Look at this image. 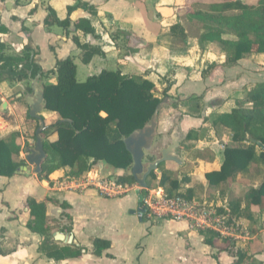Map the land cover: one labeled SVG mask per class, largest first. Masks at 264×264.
Masks as SVG:
<instances>
[{"label":"trees","instance_id":"obj_1","mask_svg":"<svg viewBox=\"0 0 264 264\" xmlns=\"http://www.w3.org/2000/svg\"><path fill=\"white\" fill-rule=\"evenodd\" d=\"M184 1L191 7L190 19L199 21L205 31L202 39L217 44L227 64L235 65L247 55H264V0ZM202 6H207V10L199 8ZM78 8L92 14L97 13L94 6L79 0L77 5L68 8L69 15ZM53 26L65 30L74 26L77 31L86 35L96 34L90 21L83 19L73 23L70 18L62 21L50 8L45 27L50 29ZM5 33V28L0 26V34ZM171 33L173 36L179 35L178 33L185 36V30L180 24L173 26ZM73 41L80 49V59L85 65L90 64L94 57L105 55L101 47L81 43L78 36H74ZM5 50L6 47L0 43V84L5 81L23 83L30 81V78L50 74L57 76L55 83L44 86L47 102L45 111L56 113L59 119L55 124L46 126L43 131L47 158L39 178L46 180L53 173L69 168V178L82 182L97 163L104 162L121 171L115 177L118 185L136 186L132 173V156L126 150L124 139L145 127L163 101L157 96L156 84L145 77L124 74L120 70H103L99 75L91 76L81 83L77 81V66L72 57L58 60L55 70L45 73L35 60L37 53L30 48H26L21 56L7 55ZM217 68L218 65L213 63L209 68L211 71L203 73L204 77H211V72ZM28 90L33 91L31 87ZM2 117L10 120L7 113H3ZM36 121L39 127L41 122ZM213 125L230 130L233 142L236 143L233 147H226L220 170L206 174L209 186L218 188L246 172L252 164L264 163V82L257 83L249 91L243 104L229 113L217 114ZM49 135H57V139L50 141L47 139ZM248 136L255 142L250 141ZM199 140V132L191 130L184 147L189 149L190 142ZM257 149L262 151L260 155H257ZM20 152L18 132H12L7 138H0V177L13 178L26 166V161L19 159ZM166 164L159 167V173L153 172L148 177L149 190L161 188L171 198H185L181 193V182L174 178L173 169L167 168ZM187 192L191 199V191ZM142 195L145 198L148 190ZM245 201L264 212V181L257 188L249 190ZM236 202L238 204L233 205L232 214L240 218L241 200L237 199ZM26 206L30 211L27 227L42 238L39 248L41 253L56 261L76 259L83 255L81 248L61 247L52 241L53 228L47 218L45 203L28 199ZM201 233L206 236L205 242L211 246L215 244V240L221 239L212 231ZM93 245L92 254L98 257L111 246L108 241L100 239L95 240ZM229 246L231 250H235L240 260L244 258L241 249Z\"/></svg>","mask_w":264,"mask_h":264},{"label":"crops","instance_id":"obj_2","mask_svg":"<svg viewBox=\"0 0 264 264\" xmlns=\"http://www.w3.org/2000/svg\"><path fill=\"white\" fill-rule=\"evenodd\" d=\"M82 2L94 6L97 13L92 14L83 8H78L69 15L68 8L77 5L79 0H0V26L6 30L5 34H0V43L6 47L5 54L21 56L26 48H30L37 53L35 56L37 64L45 73H49L55 70L58 60H64L68 57L73 58V56L80 58L81 51L73 41V37L78 36L81 43L99 46L105 54L104 56L94 57L90 64L85 65L89 73L88 78L99 75L103 70H106L104 64H108L110 60L118 61L116 71L123 72V68L129 65L124 61L123 64H119L121 50L116 44L117 34H113V21L115 19L110 6L113 2L120 5H122L120 2H124L128 5L127 1L82 0ZM179 4V0L155 1L156 18L153 21L156 24V29L153 33H146L153 38L151 41L145 39V36H147L145 33L124 32L138 26V23H140L139 17H136L133 23L123 25L121 30L124 31L120 34L129 36V48L134 49L138 42L145 45L157 43L163 23L168 21L171 14L175 13V9L172 7ZM124 7L129 8V6ZM50 8L56 12L58 18L62 21L67 18H70L73 23L83 19L90 21L96 34L86 35L81 31H77L74 26L69 30L58 26H53L50 29L46 28L45 19ZM157 17L158 21L156 20ZM177 24L184 26L182 22H177L173 26ZM195 52L196 49L192 52L189 50L187 53L192 54ZM182 58L178 61L176 58L174 60L180 66H189L191 57ZM122 60L133 63L130 57H124ZM76 66L78 75V65L76 64ZM151 77L157 76L152 73L145 78L149 80ZM179 78L175 77L177 84L181 83ZM49 80L52 81L49 83H55L57 76L54 74L46 77L40 76L38 83L43 85L44 82ZM17 86L22 89V93L16 95L17 100L10 102L9 98L13 96ZM28 88L27 82L11 83L5 81L0 84V104L3 107V110L0 109V138H7L12 132L20 134L21 152L19 159L21 160H25L24 157L31 151L27 150L26 153V143L20 129V120L22 121L26 114V118H29L30 115L29 113H23L26 110L20 99L24 97V100H26L24 95L20 96L24 92L33 94V91L29 92ZM26 103L28 102L26 101ZM3 113H7L10 120L3 118ZM217 114L224 113L218 112ZM47 115L58 118L56 113L44 111L42 117L45 124L48 123ZM29 119L37 122V119ZM12 120L13 123L15 120L17 124H13ZM200 121L198 118H190L184 121V124L190 125V129L186 134L188 135L191 130H196L199 132L200 139L198 142H190V148L187 149L184 147L187 135L183 138L180 132L182 137H180L181 145L179 149L184 150L185 153L198 149L199 144L206 139L203 131L204 127L202 123H199ZM183 127L184 125H179V130L181 129L182 132H184ZM56 139L57 135H54L52 140ZM170 144L169 142L165 147ZM223 162L224 158L211 155V161L202 162L203 166L192 173L191 176H197L202 172L204 182L209 186L206 174L220 170ZM68 169L59 170L46 180L40 179L38 175L34 176L23 172H19L13 178L0 177V199L5 198L11 207L10 211L14 212L19 207L21 200L25 203L24 212L20 215V222L23 223L24 236L31 240L30 247L35 249L38 257L43 256L55 264H264V212L256 206L249 205L245 201V197L241 199V195L237 198L228 197L223 205L220 203L216 208L221 212L228 211L230 216L237 221L241 232H238L237 238L232 239L221 237L214 232L221 239L215 240V244L211 246L205 242L206 236L201 233V231L210 230L198 229L188 220L180 221L166 217L149 218L144 212L141 214V205L137 195L138 190L134 191V194L124 197L120 195L110 197L102 194L95 184L84 187L82 185L84 183L66 177ZM198 170H201V172H197ZM120 172L119 170L112 171L111 167L99 163L97 169L90 172L89 177L95 181L113 180L111 174L116 173L118 175ZM190 181V177L183 179L184 183H190ZM209 188L212 187L209 186ZM220 188L221 186L216 189ZM188 191L193 193L191 188ZM28 199H35L46 204L47 218L53 228L52 241L61 247L72 246L83 249V255L80 258L56 261L49 259L39 251L42 238L40 235L31 232L27 227L30 221V211L26 206ZM237 199L241 200V203L239 202L242 215L240 218L234 217L232 214L233 205L238 204ZM127 212H130L132 217L127 216L125 218ZM147 218L160 220L148 223L146 222L148 221ZM0 224H3V229L9 230L8 236L16 238L12 232L15 222L9 223L0 217ZM55 233L73 235L76 243L69 245L57 242L54 238ZM97 239L108 241L111 244L110 248L99 257L92 254L93 244ZM223 239L230 241L224 242ZM140 243H142L143 249L138 248ZM229 245H234L236 250L241 249L244 252V258L240 260L235 250H231ZM0 250L2 252L0 256H4L5 250L2 242H0Z\"/></svg>","mask_w":264,"mask_h":264},{"label":"rangeland","instance_id":"obj_3","mask_svg":"<svg viewBox=\"0 0 264 264\" xmlns=\"http://www.w3.org/2000/svg\"><path fill=\"white\" fill-rule=\"evenodd\" d=\"M126 1L128 5L124 4V2H120L122 5L113 2L110 6L115 19V21H113V34H117L116 44L121 50L119 64H123V61L124 63H128L129 66L123 68V72L135 77H147L152 73L156 74L157 77H151L149 80L155 82L158 88L157 96L163 100L166 98L169 99V103L163 107L158 115L160 128L152 150L146 152L144 160L145 166L161 157L160 151L165 148L169 142L171 143L174 134L179 137L183 135V138L187 135L186 132L190 129V125L184 124V121L190 118H198L201 120L199 123H202L204 127L203 131L206 135L205 141L199 144L200 147L198 149L192 150L190 153H185L184 150L178 149L177 154L182 158V164L179 165L172 162L166 164L167 168L173 169L174 178L178 179L180 182L182 181L181 193L186 196L184 200L194 204L206 205V207L217 208V205L220 203L223 205L228 197L237 198L241 195V199L243 197L246 199L249 190L264 181V163L252 164L246 172L239 174L229 182L223 183L220 189L209 188L204 182V175L201 170L197 171L201 172L197 174V176H191V174L195 173L197 169L203 166L202 162H210L211 155L224 158L222 156L224 155L225 148L236 145V143L233 142L231 131L222 126H214L213 121L218 112L227 113L240 104H243L249 91L253 89L257 83L264 82V55H247L242 61L235 65L227 64L221 48L215 43L207 42L202 39L205 31L202 26H200L199 21H192L190 19L189 11L191 7L189 3H186L184 0H179L180 4L172 7L175 9V13L171 14V16L168 17V21L163 23L157 43L145 45L142 42H138L134 49L129 48V36L120 34L124 31L121 30L122 26L133 23L135 18L139 17L140 23H138V26L132 27L130 30L127 29L124 32H134L136 34L153 33L156 29V24L153 21V19L156 18V0ZM124 6H129V8ZM199 8L207 10V6ZM156 20L158 21V17ZM177 22H182L184 24V37L181 36V33H178L179 35L177 36H173L171 33L172 26ZM146 35V40H153L150 35ZM194 49H196L195 53H187L189 50L192 52ZM124 57H130L133 63L122 60ZM182 57H191L189 66H180V64L178 65V62L174 60L176 58L178 61L183 59ZM73 58L78 65L77 81L81 83L85 82L89 74L87 72V66L82 63L78 56H73ZM213 63H216L218 68L214 72H211V77L206 79L203 73L207 70L210 72L211 70L209 68ZM117 64L118 61L115 62L114 60H110L108 64H104V67L106 70L116 71L118 69ZM175 77H180V84H177ZM50 81L51 80L44 82V84L41 85L42 88H44L46 84H49ZM26 82L29 88H32V82ZM167 89L168 92L166 95ZM21 90L22 89L17 86V90L14 92L13 96L9 98V101L14 102L17 100L16 95L22 93ZM20 99L22 100L21 102L24 103V108L26 110L23 113H30L29 104L26 103L24 97ZM0 109L3 110L1 104ZM26 116L27 114L22 121L20 120V129L24 136L27 153V150L35 148V134L39 127L37 122L30 121ZM46 117L48 119L46 126L55 124L59 119V116L58 118L54 116L50 117L49 115ZM14 123L17 124L15 120ZM180 124L184 125V132H182L181 129L179 130ZM53 136L49 135L47 139L53 141ZM257 150V155H260L262 151L260 149ZM27 156L24 157L26 161L25 167H31V173L29 174L37 176V174L34 173L35 167L30 166L27 162ZM99 163L106 167H110L104 162ZM99 163H97V165ZM97 165L91 172L97 169ZM111 169L112 171H117L114 167H111ZM20 172L27 173L23 170ZM69 173L70 169L67 170L66 177H69ZM89 174L86 180L90 178ZM111 176L114 180L117 174L113 173ZM186 177H190V183L183 182V179ZM189 188L193 191L191 199H189L190 196L187 192ZM130 189L129 192H125L120 196L124 197L129 194H134V191L139 190V185L137 184ZM159 190L160 188L149 190L148 196H156L157 194L154 191ZM144 191L147 190H142V194ZM246 202L248 203V201ZM0 205V217L4 218L6 222H15L12 232L16 237L13 238L12 236H8L7 233L9 230L6 228L3 229V224H0V242L3 243L5 250V255L0 256V264H55L43 256L38 257V254L35 253V249H31L30 247L31 240L26 238L23 234L25 231L23 229V223L20 222V215L24 212V201H20L19 207L14 212L10 211L11 207L8 202H6L5 198L0 199ZM125 215V218H127V216L132 217L130 212H127ZM147 219L148 221L146 222L148 223L160 220ZM19 225H21V227H19ZM138 248L143 249L142 243L138 245Z\"/></svg>","mask_w":264,"mask_h":264},{"label":"water","instance_id":"obj_4","mask_svg":"<svg viewBox=\"0 0 264 264\" xmlns=\"http://www.w3.org/2000/svg\"><path fill=\"white\" fill-rule=\"evenodd\" d=\"M38 76L35 79L30 78L32 82L33 94L24 92L20 96H25L26 101L30 107V117L37 119L41 122L39 128L36 131V145L35 148L30 151L26 157L27 162L30 166H34V173L39 175L42 172V165L47 158V154L44 149V139L42 137L43 131L46 128L45 121L41 114L46 110L47 102L45 98L44 88L38 83ZM169 103V99L163 100L155 110L150 122L142 129L135 131L130 136L124 139V144L126 150L130 153L133 160L132 173L139 185V190L137 195L139 197V204L142 205L143 195L142 190H148L147 179L153 172H160L159 167L168 162H173L176 164H182L181 157L177 154V150L181 145L180 137L177 135L172 136L171 144L163 148L160 151L161 157L158 158L153 163L145 166L144 160L146 152L152 150L155 139L158 135L159 121L158 115L163 107ZM248 139L255 142L251 136ZM21 170L31 173V167H22ZM144 211L141 210V214ZM54 238L57 242H63L72 245L75 242L73 235H63L61 233H55Z\"/></svg>","mask_w":264,"mask_h":264},{"label":"built area","instance_id":"obj_5","mask_svg":"<svg viewBox=\"0 0 264 264\" xmlns=\"http://www.w3.org/2000/svg\"><path fill=\"white\" fill-rule=\"evenodd\" d=\"M80 183H84L82 184L84 187L95 184L102 194L110 197L119 196L131 190L129 186L118 185L115 179L95 181L88 178ZM154 192L157 195H146L141 205V210L149 218L185 219L198 229L213 231L224 238H237L238 232H241L237 221L228 211L221 212L214 207L187 202L183 197L171 198L161 188Z\"/></svg>","mask_w":264,"mask_h":264}]
</instances>
